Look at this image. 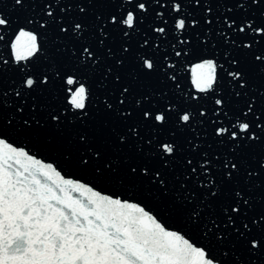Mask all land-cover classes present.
<instances>
[{
	"label": "snow or ice",
	"instance_id": "obj_1",
	"mask_svg": "<svg viewBox=\"0 0 264 264\" xmlns=\"http://www.w3.org/2000/svg\"><path fill=\"white\" fill-rule=\"evenodd\" d=\"M70 2L77 3L76 18L64 7L59 11L53 7ZM223 2L203 0L204 5ZM235 2L237 7L249 4L261 9L264 5V0ZM6 3L22 10L27 4L41 3L44 7L35 14L29 10L25 17V25H31L34 30L17 25L18 31L10 38L11 59L16 63H31L34 58L32 67L13 68L8 59L0 57V264H221L219 249L211 243L213 235L218 243L228 240L231 247L241 245L251 254H260L264 248V224L257 220L264 221V206L255 213L256 219H252L249 214L255 212V206L250 201L254 198L238 184L241 168L247 171L249 167L242 157L248 142H264L261 119L264 110L257 108L254 112L251 103L245 107L252 86L244 66L246 57L237 58L236 53H253V60L264 65V50H253L262 42L254 36L248 42L250 33L264 36V24L255 23L249 14L237 19L231 10L227 15L221 13L222 23L218 21L217 27L221 42L217 48L227 46L223 53L228 63L226 68L216 59L204 58L203 48L197 49L187 38L180 39L189 27H201L199 21L188 19L193 13L183 7L198 5L200 0H0V30L11 25L3 10ZM81 3L117 7L95 13L79 7ZM149 4L160 8L170 5L171 10L165 16L154 9L149 19L146 7ZM203 11L207 34L212 29L207 18L212 9L208 6ZM89 15L93 19L85 24L80 17ZM259 18L264 21V10L259 11ZM54 29L69 41L70 54L59 58L42 54V41ZM226 33L243 38L230 40ZM117 39L122 43L115 65L123 68L129 55L138 62L140 73L132 77L133 83L139 81L140 75L144 79L158 76L162 83L180 81L177 65L170 62V56L180 62L197 60L191 65V84L197 93L207 95L188 93L179 97L181 102L177 105L170 104L167 95L149 93L142 97L144 103L139 98L135 100L132 111L118 112L125 99L131 100L129 84L121 85L117 95L109 93L111 103L99 101L103 105L100 108L93 98L91 83L100 57L93 55L103 50L111 58L113 53L106 42L110 45ZM0 42L9 44L2 31ZM41 58L44 63H40ZM89 59L93 67L88 66ZM78 68L84 71H76ZM6 70L11 73L7 81ZM111 71L106 68V72ZM259 72L264 73V66L259 67ZM81 79L85 82L81 83ZM113 81L118 83L120 75L113 74ZM222 81L223 90L217 91ZM57 83L68 86L65 99L73 110L74 120L93 119L101 111L105 114L111 111L124 121L131 119L130 128L125 125L122 131L113 129L112 134L118 147L134 146V154L123 157L121 162L88 147L95 137L80 133L78 143L85 146L83 152L89 154L92 165L98 160L105 161L102 168L93 167L94 180L87 182L71 170V153L63 161L48 157L52 162L31 154L27 147L38 143L44 130L61 131L73 124L67 112L51 104L41 106L42 123L37 119L40 113L35 111V103L27 102L37 100L32 93L42 95L50 87L55 90ZM175 89L183 92L180 83L175 84ZM150 95L157 98L150 99ZM204 99L212 101L211 117L200 104ZM260 99L264 103V94ZM5 109H8L7 120ZM250 113L253 119L249 121ZM193 116L198 128L211 127L215 143L228 145L227 153L221 154L224 159L216 156L209 159L208 151L192 140L185 144V148L189 144L192 148L183 162L176 159V131H194ZM253 123L261 135L255 134ZM166 124L172 126L167 136L161 131ZM138 129L153 134L143 140ZM206 134V131L199 133ZM256 163L264 170V157ZM88 164L87 159L77 161L80 168ZM177 164L183 179L175 175L169 179ZM210 168L218 179L213 178ZM255 174L253 169L244 176V184ZM112 189L131 190V196L124 198ZM217 221L232 226L231 231L214 233L219 228Z\"/></svg>",
	"mask_w": 264,
	"mask_h": 264
},
{
	"label": "water",
	"instance_id": "obj_2",
	"mask_svg": "<svg viewBox=\"0 0 264 264\" xmlns=\"http://www.w3.org/2000/svg\"><path fill=\"white\" fill-rule=\"evenodd\" d=\"M187 2V0H186ZM210 6L212 12L208 15V19L212 22V29L207 34L204 32V21L202 17H204L203 9L205 7ZM44 7L41 3L36 4H27L25 8L22 10L18 6L14 7L10 3H6L3 6V10L5 16L10 19L11 25L6 30L2 31L6 40H9V44L6 45L3 42H0V57L6 58L9 60V66L13 68H31L32 64L35 63V59L33 58L31 63L28 61L16 63L11 59V48H10V38H14L15 32L18 31L17 25L26 27V30L32 31L34 30L31 25H25V17L28 15L29 10L35 14V12L39 11ZM56 11H59L60 7H64L65 11H67L74 18L78 17V7L76 2H70L66 4H61L58 6H53ZM79 7H83L86 11L95 12V13H103L108 10H114L117 5H108V4H83L81 3ZM149 9V19L152 15H154V9H158L161 12L165 13V16L168 15L171 8L170 5H167L164 8H160L159 5H146ZM187 10L191 11L193 15L188 17V19H195L199 21L201 27H189L188 31L180 35V39L187 38L192 45L196 46L197 49L203 48V56L204 58L216 59L217 63H222L227 68L228 63L224 58V47L217 48V45L221 42L217 38V27L218 21L222 23L221 13L225 15L228 14L229 10L235 14V18H239L242 15L249 14L255 23L264 24V21H261L259 18V11L264 10V5L261 6V9H257L254 5L242 4L241 7H237L235 0H225L223 3H212L210 5H204L203 0H200L198 5H184ZM175 14H173L174 16ZM184 18V17H181ZM84 21L85 24L90 23L93 19L91 15L86 17H80ZM36 21L33 20V23ZM43 22V21H41ZM229 36L230 40L242 39V36H233L231 33H226ZM86 36L87 33H84ZM250 37L248 42L251 43L252 37L254 36L256 41H261L262 43L259 47H254L255 51L264 50V36H257L255 33H250ZM252 35V36H251ZM201 41L204 43L201 44ZM247 42V41H246ZM69 41L59 32L58 29H54L51 31L49 35H47L42 41V54L47 55L50 58H59L70 54V50L68 49ZM122 43L119 39H117L113 44H107L106 47L110 48L113 56L108 57L103 50L99 52H94L93 58L99 56L100 58L97 60L96 65L94 66L95 75L94 79L91 81L92 83V91L94 92V99L97 100L98 106L103 108V105L99 103L101 100H108L109 103L112 102L109 99V93L111 92L113 95L118 94V90L121 85L128 86L132 85L130 88V92L132 93L131 100L125 99L123 105L117 110L118 112H128L132 111V106L136 99H141V103H144L142 97L146 94H161L167 95L169 98L170 104H179L181 101L179 99L182 95H187L191 93L192 95H207L197 93L191 84V65L197 63V60H181L178 58H172L170 56V62H173L177 65V72L181 77L180 81L172 82L168 81L167 83H162L158 76H154L151 79H144L142 75L139 76V81L137 83H133L132 77L134 75H138L140 73V69L137 67L136 61H134L133 55H129V58L125 61V65L123 68L117 67L115 65V59L120 58L118 54V49ZM133 45L135 41L132 42ZM239 43V41H237ZM179 50V49H178ZM132 52H135L134 46L132 47ZM183 54V53H182ZM77 55L79 53L77 52ZM237 58L241 55L246 57L245 62V70L249 76V82L251 84V90L248 91V96L250 99L245 101V107L247 104L251 103L253 111L255 112L257 108L264 110V103H261L260 95L264 94V73L259 72V67L264 66L260 65L258 62L253 60V53H236ZM45 61L41 58L40 63H44ZM180 63V66H179ZM88 66L93 67L92 59L88 60ZM106 68H111V72H106ZM231 70V69H230ZM78 72H83V68L76 69ZM221 71H223L221 69ZM9 73L7 70L5 71V80L7 81ZM113 74L120 75V81H113ZM172 75H176V73H172ZM38 79V78H37ZM81 83L85 82L83 79L80 80ZM180 83L181 89L183 92H178L175 89V84ZM224 82H221V87L217 89V91L223 90ZM67 85L62 83H57L55 86V90L51 87L49 92H44L42 95H38L36 92L32 93L33 96L37 97L36 101L29 100L28 103H35V111L40 113L37 116V119L42 120L43 110L42 105L51 104L57 105L61 107V111L67 112L69 114V120L73 122L72 125H69L62 129L61 131H56L52 129H46L43 131L40 141L35 145H30L27 147L24 144H19L18 146L27 147V150L36 155L37 158L44 159L47 162H52L48 160V157H51L54 161H63V158L66 154L71 153V161L72 168L71 170L80 178L87 181H93V167H103V163L105 161L98 160L96 165H92L91 157L87 152H83L84 145L79 144V134L87 133L88 135H93L95 137L94 143L89 145L94 151H102L106 154H109L116 158L117 160H123V157L132 155L135 152V147L132 148L126 147L124 145L117 146L116 137L112 134V130L115 129L117 131H122L124 126L127 125L129 128L133 125V121L131 119L124 121L120 119L117 115H113L111 111L105 114L103 111L95 114L93 119H89L88 117H82L81 120H74L72 116L73 110L67 104V100L65 96L67 95L66 89ZM5 88L7 89V84H5ZM54 88V86H53ZM224 95H228L227 91L223 92ZM150 99H156V96L150 95ZM219 98V97H218ZM123 99V97H122ZM229 99H232L230 96ZM237 100L239 98H236ZM227 102V101H226ZM17 104H19V99H17ZM200 104L209 112V116H212L211 108L212 101L210 99L201 100ZM115 107V105H114ZM27 111V110H25ZM5 119L8 117V109H5L4 112ZM92 115L91 113L89 114ZM133 116H135V112H133ZM193 124L191 125L194 131L190 132L188 129H183V131H176L175 141H176V159L183 162L185 155H187L192 148V145L189 144L187 148H185V144L188 140H192L195 144L200 145L205 148L208 153L209 159H212L213 156L219 157L220 159H224L225 157L221 155L222 153H227L228 145H218L215 143L213 136L211 135L212 130L211 127L205 125L207 130L198 128L194 121L196 119L193 116ZM201 119H203L201 117ZM253 119L251 113L249 114V121ZM261 119L264 120V116H261ZM199 118L197 117V122ZM244 121V122H249ZM65 125H67V121H65ZM35 126V125H33ZM158 129H161V126H156ZM183 127V126H181ZM172 126L170 124H166L163 126L161 131L165 136L169 129ZM252 129L255 131L256 135H261L258 130L255 128V124H252ZM174 130V129H173ZM140 136L143 140L150 138L153 134L152 132H145L144 130H139ZM201 131H206L208 134L199 135ZM167 138V137H165ZM218 139V138H216ZM247 139V137H245ZM143 140H141V144L143 146ZM249 147L242 153V157L249 165L247 171L241 168V174L239 177L238 187H242L245 191L249 193L254 199L250 201L255 206V212L250 213L249 215L252 219H256V212H259L260 208L264 206V170H260L257 161L264 157V142L253 144L252 142H248ZM39 150V152L37 151ZM81 152H83V156H81ZM87 159L89 161L88 166L84 168H80L77 165V161L79 159ZM235 162V161H233ZM239 167V165H238ZM253 169L256 170V174L252 176V179L244 184L243 177L247 176L249 173L253 172ZM212 173L214 179H218L215 177V170L209 169ZM181 169L179 164H177L176 168L172 173L169 174V179L172 178L173 175L177 177V179H183L180 175ZM235 176V173H233ZM76 178V177H73ZM207 183V181H204ZM112 191L119 192L124 198L131 196V190L128 192H124L122 189H112ZM153 195H159V193H155ZM264 214V213H262ZM251 225V221H248ZM258 223L264 224V221L257 220ZM219 228L214 229L213 232L219 230L223 233L224 230L231 231L232 226H228L227 224L220 223L217 221ZM182 225L177 224V227ZM205 231H207L205 229ZM212 245L219 249V252L222 256L221 264H264V248L261 249L260 254L255 255L249 253L245 248L241 245H236L235 247L230 246V242L225 240L224 243H218L215 240V236H212L211 240Z\"/></svg>",
	"mask_w": 264,
	"mask_h": 264
}]
</instances>
